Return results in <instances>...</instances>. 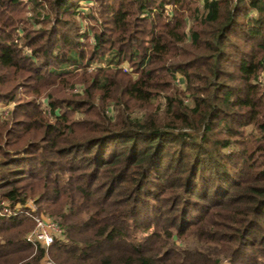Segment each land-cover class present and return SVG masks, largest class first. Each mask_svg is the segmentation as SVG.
<instances>
[{"label": "trees", "instance_id": "1", "mask_svg": "<svg viewBox=\"0 0 264 264\" xmlns=\"http://www.w3.org/2000/svg\"><path fill=\"white\" fill-rule=\"evenodd\" d=\"M114 49L100 85L85 66ZM262 77L264 0H0L1 197L65 229L36 250L0 214V264H264Z\"/></svg>", "mask_w": 264, "mask_h": 264}, {"label": "rangeland", "instance_id": "2", "mask_svg": "<svg viewBox=\"0 0 264 264\" xmlns=\"http://www.w3.org/2000/svg\"><path fill=\"white\" fill-rule=\"evenodd\" d=\"M85 3L86 2H82V5H85L84 6L85 8H84L83 12L81 13V16L83 17L82 18L81 32L87 31V29L89 28L88 26L90 24H89L87 15H89V13H91L93 8H95V2L92 3V1H89V2H87V4H85ZM91 36H92V33H91ZM91 36L89 38H87V40L89 42L91 40H93ZM149 38L146 41H141V42L139 41V43H137V47L136 46L133 47L134 49H132V51H130V53L123 54V56L125 55L123 57L124 62H122L118 67L122 70L123 74L127 76V77H124V78L136 79V78H138L140 76L141 72L145 68L148 67L149 57H150V48H151L150 47L151 45L149 44V42H150ZM116 53H117L116 49H114L111 52L107 53V58L102 59V61L101 60L100 61H94L90 65L85 66V69L87 68V70L90 71V72L99 71V69L102 70V73L99 76L100 85H104V84L107 83L108 78H109L108 77V70H110L111 68H118L117 67V60H118L117 58H116V60H114V62L110 61V59L116 57V56H113V55H116ZM87 62H88V60H87ZM123 67H128L129 70L126 71ZM178 79L181 80V82L179 83V88L180 89H185L186 88V82H185V79L183 78L182 74H177L176 82H178ZM261 80L264 81V78L262 77ZM70 91L73 92V94H82L84 92L83 91V84L77 82L76 85L73 86V89H70L69 92ZM39 101L42 103L45 112L49 113L50 112V108L48 107V104H47L48 97L43 95L39 99ZM152 102L155 105H157L158 103H164L165 102L164 93L161 92L160 94H156L152 98ZM186 102L189 103V104L192 102L190 100V97L189 98L186 97ZM14 106H15V102H11V103L1 102L0 103V116L4 119L9 114V112L12 110V108ZM29 200H35V207L38 210V205H37V200L38 199H37V197L31 196L26 201H29ZM3 204L4 205L5 204L6 205H10L9 201L7 199H5L4 197H1V192H0V208L3 207ZM43 212L45 214H47V212H45V211H43ZM50 216L52 217V215H50ZM27 234H26V236H27ZM38 248H40V247H38ZM38 248L35 247L36 250ZM224 263L225 264H230V261L228 259H225ZM40 264H54V263L52 261H50L48 255H47L46 257H44L42 259Z\"/></svg>", "mask_w": 264, "mask_h": 264}, {"label": "built area", "instance_id": "3", "mask_svg": "<svg viewBox=\"0 0 264 264\" xmlns=\"http://www.w3.org/2000/svg\"><path fill=\"white\" fill-rule=\"evenodd\" d=\"M85 4H87V2ZM84 6L85 5H82L81 7L82 12L85 8ZM123 68L126 71L129 70L128 67ZM178 82L180 83L181 80L178 79ZM19 213H26L34 221V227L27 234L26 239L36 248L48 247L52 243H54L56 238L64 237L65 229L63 228V226L49 214L38 212L37 208L35 207V200L18 203L14 207L3 204V207L0 208V214L3 216H14Z\"/></svg>", "mask_w": 264, "mask_h": 264}]
</instances>
